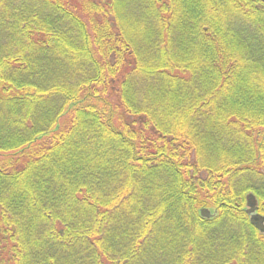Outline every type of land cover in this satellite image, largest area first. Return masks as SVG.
I'll use <instances>...</instances> for the list:
<instances>
[{
    "label": "trees",
    "instance_id": "1",
    "mask_svg": "<svg viewBox=\"0 0 264 264\" xmlns=\"http://www.w3.org/2000/svg\"><path fill=\"white\" fill-rule=\"evenodd\" d=\"M247 192L260 0H0V264H264Z\"/></svg>",
    "mask_w": 264,
    "mask_h": 264
},
{
    "label": "water",
    "instance_id": "2",
    "mask_svg": "<svg viewBox=\"0 0 264 264\" xmlns=\"http://www.w3.org/2000/svg\"><path fill=\"white\" fill-rule=\"evenodd\" d=\"M264 4V0H260ZM258 200L252 192L245 194V207L244 210L250 215L251 222L259 229L260 232H264V215L257 214ZM199 214L203 218H210L214 216L216 211L210 212L209 209L200 208Z\"/></svg>",
    "mask_w": 264,
    "mask_h": 264
},
{
    "label": "bare ground",
    "instance_id": "3",
    "mask_svg": "<svg viewBox=\"0 0 264 264\" xmlns=\"http://www.w3.org/2000/svg\"><path fill=\"white\" fill-rule=\"evenodd\" d=\"M257 208H258V205H257ZM205 209H207V208H205ZM214 211H216V210H214ZM214 211H211L210 210V212H214ZM244 213H245V215H246V217H247V220H248V222H249V224L251 225V226H253L256 230H257V232L260 234V235H264V232H260L259 231V229L251 222V220H250V215L246 212V211H244ZM257 214H260V213H258V211L256 212ZM217 214H218V212L216 211V214L214 215V216H210V218H204V219H211V218H213V217H216L217 216ZM200 215V214H199ZM260 215H264V214H260ZM201 217V216H200ZM201 218H203V217H201Z\"/></svg>",
    "mask_w": 264,
    "mask_h": 264
}]
</instances>
